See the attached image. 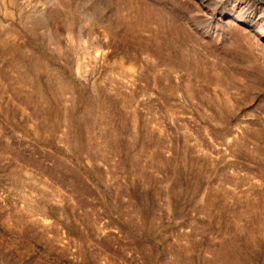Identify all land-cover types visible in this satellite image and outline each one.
<instances>
[{"label":"rangeland","instance_id":"rangeland-1","mask_svg":"<svg viewBox=\"0 0 264 264\" xmlns=\"http://www.w3.org/2000/svg\"><path fill=\"white\" fill-rule=\"evenodd\" d=\"M0 264H264V0H0Z\"/></svg>","mask_w":264,"mask_h":264},{"label":"bare ground","instance_id":"bare-ground-1","mask_svg":"<svg viewBox=\"0 0 264 264\" xmlns=\"http://www.w3.org/2000/svg\"><path fill=\"white\" fill-rule=\"evenodd\" d=\"M38 56L36 55V58H37ZM32 59H34V58H32ZM38 59V58H37ZM44 60V59H43ZM42 60V61H43ZM30 61V60H29ZM34 61V60H33ZM36 62V61H35ZM45 62V61H44ZM36 64V63H35ZM33 66V65H32ZM52 66V65H51ZM41 67V66H40ZM50 66H48V68H49ZM53 68V67H52ZM47 69V68H46ZM56 69V68H55ZM53 70V69H52ZM78 70H79V68H78ZM56 71V70H55ZM58 72V71H57ZM63 76H64V74H63Z\"/></svg>","mask_w":264,"mask_h":264}]
</instances>
